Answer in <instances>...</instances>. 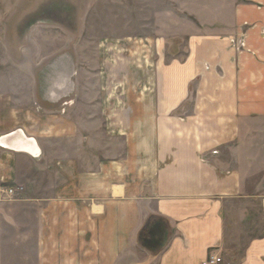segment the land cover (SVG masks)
<instances>
[{"label":"crops","instance_id":"1","mask_svg":"<svg viewBox=\"0 0 264 264\" xmlns=\"http://www.w3.org/2000/svg\"><path fill=\"white\" fill-rule=\"evenodd\" d=\"M195 5L204 10H190L176 55L159 46L150 61L91 73L101 94L86 100L85 120L72 108L54 121L52 158L23 129L0 134V181L23 185L13 152L35 156L42 177L53 168L35 195L6 201L0 188V264L29 262L30 244L35 264H264V191L248 186L240 152L264 120V0ZM25 205L32 243L24 231L5 239L3 223ZM5 240L21 251L10 257Z\"/></svg>","mask_w":264,"mask_h":264},{"label":"rangeland","instance_id":"2","mask_svg":"<svg viewBox=\"0 0 264 264\" xmlns=\"http://www.w3.org/2000/svg\"><path fill=\"white\" fill-rule=\"evenodd\" d=\"M196 1L0 0V134L23 129L37 137L45 157L52 158L54 121L66 124L64 119L72 108H78L72 109L77 111L78 122L85 120L86 100L101 94V78L91 73L106 68L107 62L132 63L134 56L150 61L158 56L159 46L168 58L176 55L187 38L186 31L192 30L194 20L189 15L190 10L200 8ZM94 111L99 115L100 106L95 105ZM242 141L246 144L240 152L251 161L242 166L252 177L247 184L264 191V120L254 121L253 132ZM6 152L0 147V157ZM13 158L21 184L26 185L0 181V188L14 190L6 201L13 202L26 190L35 195L37 186L52 180V165L42 177L35 156L13 152ZM15 210L17 221L3 223L5 239L16 242L24 231L31 242L35 211L26 205ZM252 218L259 221L257 212ZM7 241L5 251L11 257L22 245ZM27 248L29 262L21 264H35L32 244Z\"/></svg>","mask_w":264,"mask_h":264},{"label":"built area","instance_id":"3","mask_svg":"<svg viewBox=\"0 0 264 264\" xmlns=\"http://www.w3.org/2000/svg\"><path fill=\"white\" fill-rule=\"evenodd\" d=\"M5 191H6V193H8L9 195H13V193H14V190L11 189V188L6 189ZM217 262H220V258H218V257H214V256H211V257L209 258V263H217Z\"/></svg>","mask_w":264,"mask_h":264},{"label":"bare ground","instance_id":"4","mask_svg":"<svg viewBox=\"0 0 264 264\" xmlns=\"http://www.w3.org/2000/svg\"><path fill=\"white\" fill-rule=\"evenodd\" d=\"M59 67H63V66H60V65H58ZM32 143V142H31ZM30 143V144H31ZM20 147H22V148H28V146H26V145H19ZM29 150H31V148H28Z\"/></svg>","mask_w":264,"mask_h":264}]
</instances>
